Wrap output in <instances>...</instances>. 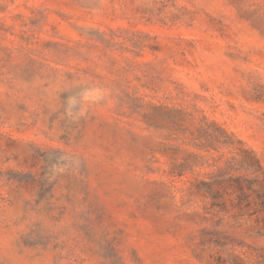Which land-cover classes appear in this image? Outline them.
Returning <instances> with one entry per match:
<instances>
[{
	"label": "rangeland",
	"instance_id": "374dc122",
	"mask_svg": "<svg viewBox=\"0 0 264 264\" xmlns=\"http://www.w3.org/2000/svg\"><path fill=\"white\" fill-rule=\"evenodd\" d=\"M259 164L264 0H0V264H264Z\"/></svg>",
	"mask_w": 264,
	"mask_h": 264
},
{
	"label": "trees",
	"instance_id": "16d2710c",
	"mask_svg": "<svg viewBox=\"0 0 264 264\" xmlns=\"http://www.w3.org/2000/svg\"><path fill=\"white\" fill-rule=\"evenodd\" d=\"M258 172L262 173V180L259 184H264V169L259 164L257 168ZM244 178L238 177L235 179H226L221 182H217L218 188L214 189L213 184H204L205 193L211 198V207L216 211H223L225 206V197L230 195L228 189H231V194H236V199H240L241 197H246V190L244 187ZM233 183V185H230ZM255 200H256V207H255V214H257L258 220L262 221L264 228V192L255 191ZM220 200V202L218 201Z\"/></svg>",
	"mask_w": 264,
	"mask_h": 264
}]
</instances>
